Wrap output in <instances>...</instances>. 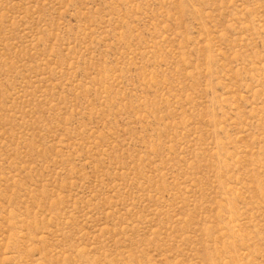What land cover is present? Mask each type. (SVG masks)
<instances>
[{
    "label": "rangeland",
    "instance_id": "obj_1",
    "mask_svg": "<svg viewBox=\"0 0 264 264\" xmlns=\"http://www.w3.org/2000/svg\"><path fill=\"white\" fill-rule=\"evenodd\" d=\"M0 264H264V0H0Z\"/></svg>",
    "mask_w": 264,
    "mask_h": 264
}]
</instances>
